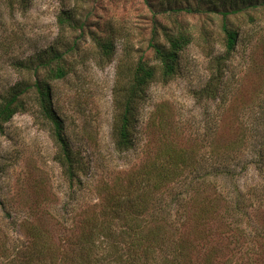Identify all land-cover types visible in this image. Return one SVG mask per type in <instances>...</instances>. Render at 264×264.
Here are the masks:
<instances>
[{"label":"rangeland","instance_id":"obj_1","mask_svg":"<svg viewBox=\"0 0 264 264\" xmlns=\"http://www.w3.org/2000/svg\"><path fill=\"white\" fill-rule=\"evenodd\" d=\"M261 1L246 0L244 9L226 16L227 25L237 32L233 50L226 52L220 13H176L159 0H0L1 97L17 82L46 79L45 69L34 71L30 66L56 41L61 40L60 50L74 44L65 56L68 73L49 84L65 136L87 167L83 188L72 202L68 182L54 160L56 148L49 131L36 121L31 96H23L28 109L15 113L0 132V215L9 213L8 223L14 222L10 233L22 238L18 222L46 224L44 219L51 216L65 218L70 227L72 218L98 202L102 192L96 187L123 183L130 168L170 145L192 153L186 162L191 171L187 180L194 178L198 164L211 171L217 153L226 146L236 175L208 178L233 199L236 188L245 193L264 183V168L256 164L264 138L244 142L256 121L264 124ZM251 2L256 6H247ZM64 11L74 13L76 22L60 31L57 19ZM156 23L186 30L191 41L180 52L176 74L147 86L135 147L118 154L111 135L115 81L139 57L157 63L148 46ZM91 31L113 38L110 60L100 59ZM208 85L215 88V97L201 94ZM52 225L53 220L48 226Z\"/></svg>","mask_w":264,"mask_h":264},{"label":"trees","instance_id":"obj_2","mask_svg":"<svg viewBox=\"0 0 264 264\" xmlns=\"http://www.w3.org/2000/svg\"><path fill=\"white\" fill-rule=\"evenodd\" d=\"M245 1L159 0L176 13H220L226 52L233 50L237 39V32L225 22L226 16L244 9ZM74 18L70 11L59 14L60 31L74 27ZM90 35L100 59L110 60L114 53L111 35L92 31ZM190 41L186 30L178 27L173 31L156 23L148 46L157 63L139 57L127 73H118L111 126L118 154L135 147L139 109L147 86L158 79L166 82L176 74L180 52ZM60 44L61 40L56 41L47 55H38L35 66H30L34 71L45 69L46 79L36 77L32 84L17 82L0 96V132L15 113L28 109L23 96H31L34 117L49 131L56 148L54 160L68 182L73 202L83 188L87 167L65 136L63 122L52 105L49 81L66 76L69 68L65 56L75 48L73 44L60 50ZM201 94L215 97V88L208 85ZM259 137L264 138V124L256 121L244 142ZM225 147L217 153L211 171L202 169L200 163L194 178L187 180L191 171L186 162L192 153L167 146L135 169L130 168L123 183L117 180L112 188L96 187L102 192L98 202L72 218L70 227L63 217L45 218L46 224L22 219L17 226L23 237L18 238L10 233L14 222L8 223L9 213L5 212L0 215V264H264V183L245 193L236 188L233 199L208 178L236 175L229 163L234 158ZM256 164L264 168V150L259 151ZM52 220L53 225L48 226Z\"/></svg>","mask_w":264,"mask_h":264}]
</instances>
